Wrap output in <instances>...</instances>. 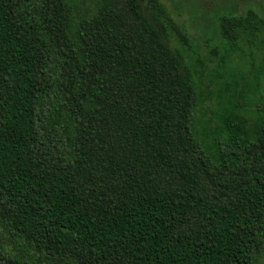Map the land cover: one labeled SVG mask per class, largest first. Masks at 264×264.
<instances>
[{
  "label": "trees",
  "instance_id": "obj_1",
  "mask_svg": "<svg viewBox=\"0 0 264 264\" xmlns=\"http://www.w3.org/2000/svg\"><path fill=\"white\" fill-rule=\"evenodd\" d=\"M255 3L216 6L202 57L161 0H0V264H258Z\"/></svg>",
  "mask_w": 264,
  "mask_h": 264
},
{
  "label": "rangeland",
  "instance_id": "obj_2",
  "mask_svg": "<svg viewBox=\"0 0 264 264\" xmlns=\"http://www.w3.org/2000/svg\"><path fill=\"white\" fill-rule=\"evenodd\" d=\"M167 9L170 11L175 20L184 26L189 34V38L192 41L191 45L193 49L198 50L200 56L205 57L208 55V46L203 45V40L208 38L206 34L207 26H211V17L209 16L216 6L225 0H161ZM243 2L252 3L255 9L259 10V6H256L255 2L259 0H242ZM78 5L82 9L84 15H91L97 9L98 0H77ZM242 10V8H241ZM224 11L221 9L220 13ZM204 30H203V29ZM213 28V27H212ZM209 32V31H208ZM215 45V42L209 41V46ZM171 46H178L177 43L172 40ZM195 50V51H196ZM264 57V53L256 52L254 56L255 66L250 65L251 58L248 57H238L233 66V71L236 74L247 73L249 76L247 78V83L245 87L244 96L247 102L254 101L255 98L259 97L260 93L263 92L264 81L262 73V63L261 59ZM256 59V60H255ZM260 77V78H259ZM248 86V87H247ZM258 264H264V255L259 258Z\"/></svg>",
  "mask_w": 264,
  "mask_h": 264
}]
</instances>
